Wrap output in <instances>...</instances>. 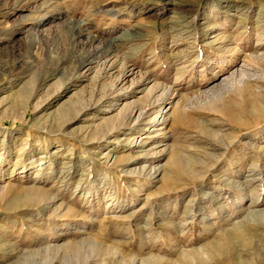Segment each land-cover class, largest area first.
<instances>
[{"label":"rangeland","instance_id":"obj_1","mask_svg":"<svg viewBox=\"0 0 264 264\" xmlns=\"http://www.w3.org/2000/svg\"><path fill=\"white\" fill-rule=\"evenodd\" d=\"M263 57L264 0H0V264H264Z\"/></svg>","mask_w":264,"mask_h":264},{"label":"bare ground","instance_id":"obj_2","mask_svg":"<svg viewBox=\"0 0 264 264\" xmlns=\"http://www.w3.org/2000/svg\"><path fill=\"white\" fill-rule=\"evenodd\" d=\"M85 32V31H84ZM84 32H83V30L81 31V30H79L78 31V37H82V35L84 34ZM117 39V38H116ZM94 40V39H93ZM119 40V39H118ZM111 42H114V40H112ZM115 43V42H114ZM122 45V44H121ZM97 54H98V56H97V58H102V59H106V60H111L112 58L113 59H115L114 61H115V63L117 62V60H118V58H117V54H114L113 53V51H112V48H111V44H104L102 47H100L99 49L97 48ZM264 58V57H263ZM94 59H91V60H85L84 62H82V64L81 65H83L84 67H89V69L92 67V65L94 64ZM112 65V64H111ZM115 65V64H114ZM121 67L123 68V69H127V65L126 64H124V63H122L121 64ZM120 67V68H121ZM133 72V71H132ZM249 72V71H248ZM252 75V74H251ZM148 79V78H147ZM147 79H145V80H147ZM145 80L144 81H142V82H145ZM225 80V79H224ZM150 83V81L148 80L147 82H146V84H149ZM146 84H142L143 86L144 85H146ZM147 86V85H146ZM154 86L155 87H153V89H156V90H158V89H160V87L159 86H157V85H155L154 84ZM155 92V91H154ZM175 94V93H174ZM171 96H174L173 94L171 95ZM175 97V96H174ZM174 97H172V98H170L169 99V102H168V104H171L172 103V101H173V98ZM156 108V107H155ZM166 111H167V109L165 110V109H160V110H155V109H147V111H144V112H133L132 114H131V116H130V118L132 119V120H135L134 122L136 123V125L138 124V125H143V126H146V125H150V124H158L159 122H160V119L163 117L164 118V114L166 113ZM263 112V111H262ZM234 115V114H233ZM131 119L129 120V124H130V121H131ZM237 121V120H236ZM242 122V121H241ZM133 123V122H132ZM238 123V122H237ZM246 123V122H245ZM248 124V123H247ZM142 126V127H143ZM154 126V125H153ZM133 127H134V124H133ZM148 129H146V131H147ZM132 137V136H131ZM151 139V138H150ZM156 145V144H155ZM161 145V144H160ZM157 146V145H156ZM155 146V147H156ZM154 149V148H153ZM165 149H166V147L163 149V150H160V152H163L164 153V151H165ZM146 151V150H145ZM154 151V150H153ZM150 152V151H149ZM147 154V153H146ZM158 154H159V152H158ZM161 154V153H160ZM165 154V153H164ZM172 154H173V152H172ZM171 154V155H172ZM173 156V155H172ZM153 159V158H152ZM175 159V158H174ZM179 159V158H178ZM176 160V159H175ZM33 165V164H32ZM31 164H29V165H24V167L26 168L25 169V171H27V170H30V169H32L31 168V166H32ZM175 165V164H174ZM174 167V166H173ZM163 168V167H162ZM175 169H177V168H175ZM143 170V169H142ZM178 170H179V167H178ZM161 172H162V169L161 168H153L152 169V173H153V179L154 178H157L160 174H161ZM257 172V171H256ZM150 173V172H149ZM261 173V172H260ZM151 176V177H152ZM163 176V175H162ZM166 177H167V175H166ZM261 177V176H260ZM262 178V177H261ZM158 180V179H157ZM167 180H168V178H167ZM261 182V181H260ZM253 183V182H252ZM257 186V185H256ZM255 187V186H254ZM260 187V186H259ZM261 190V189H260ZM254 191V190H253ZM243 192H245V191H243ZM247 192V191H246ZM257 192V191H256ZM255 193V192H254ZM257 196V195H256ZM255 196V194H245V193H243V194H241L240 195V197L239 198H237L236 199V201H237V205H239V204H241L245 199H247V197L248 198H251V199H253L254 197H256ZM45 199V198H44ZM235 201V202H236ZM247 201V200H246ZM251 201V200H250ZM53 202V201H52ZM253 203V205L255 204V205H257L256 203H258V202H251V204ZM251 207V206H250ZM249 207V208H250ZM248 208V215L250 214V215H252V216H255V217H259L260 219H262V220H264V212L263 213H261V210H259V209H249ZM242 208H240V209H238V211H240ZM224 210V207H222V210H221V212ZM201 221V223L203 224V225H206L205 224V219H202V220H200ZM231 223V222H230ZM235 227H236V225H235ZM234 227V228H235ZM236 230L238 231V232H236L237 234H239V232H241V234H242V232H245V230H243L241 227H236ZM243 235V234H242ZM244 236V235H243ZM246 236V235H245ZM238 237H239V235H238ZM243 238V237H242ZM221 243V242H220ZM218 244V243H217ZM213 245V244H212ZM209 247H211L210 245H208ZM221 246V245H220ZM223 246V245H222ZM217 247H218V245H217ZM212 248V247H211ZM210 248V249H211ZM222 249H223V247H221ZM220 248V249H221ZM213 249V248H212ZM211 249V250H212ZM219 249V250H220ZM216 250V249H215ZM217 250H218V248H217ZM213 251H214V249H213ZM209 252H210V250H209ZM202 254V253H201ZM208 254V253H207ZM205 256V255H204ZM156 259V258H155ZM153 259L157 264H162V262H163V259H161V258H158V259ZM149 260V259H148ZM147 261V260H146ZM156 263H154V264H156ZM143 264V263H142Z\"/></svg>","mask_w":264,"mask_h":264}]
</instances>
